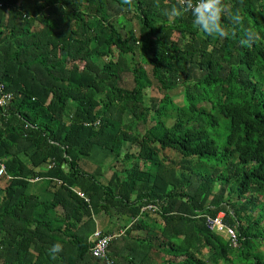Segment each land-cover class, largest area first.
I'll return each mask as SVG.
<instances>
[{"label":"trees","instance_id":"trees-1","mask_svg":"<svg viewBox=\"0 0 264 264\" xmlns=\"http://www.w3.org/2000/svg\"><path fill=\"white\" fill-rule=\"evenodd\" d=\"M1 1L0 264H105L90 208L133 221L114 264H264V0H223V37L168 15L176 0ZM96 148L122 164L111 184L80 168ZM199 211H226L239 247Z\"/></svg>","mask_w":264,"mask_h":264},{"label":"clouds","instance_id":"clouds-1","mask_svg":"<svg viewBox=\"0 0 264 264\" xmlns=\"http://www.w3.org/2000/svg\"><path fill=\"white\" fill-rule=\"evenodd\" d=\"M3 7H4V3H3V5L0 8H3ZM186 11L191 13V15L193 17V23L195 25H197L199 27V29L202 32H204L205 34H207L208 36H214L216 34H219L221 37H223V36H226L228 34L226 32V29H225L224 25L222 24V18H223V15H224L225 11H226L224 6H223V0H180L179 5L177 7L171 8L170 11L168 12V15H170V16H181ZM231 19L233 21L240 22V23H242L244 21V17L242 16V14L239 11H236L235 13H233ZM250 30H252V29H250ZM101 151L108 155V157L106 159L101 161V162L105 161V163L114 154L111 151H109V152H107L105 150H101ZM90 157H93V155L90 156ZM87 158L84 159L83 162H80V168H82V169H84V170H86L88 172H95L101 178L104 179L103 180L104 182H106L105 179H107L108 181H111V179L114 176V172L120 170V166H118L119 160H118V156L117 155H116V161L114 160V161L110 162V164L107 166L105 171L102 170V166L99 165L96 161H94L93 159L89 160ZM86 160L90 164H95V165L88 166V168L91 169V170H88L87 168L82 167V165L85 163ZM39 180L40 179L37 178V179L32 180L31 182H36V181H39ZM53 183L57 187L61 183V181L60 180H55ZM140 183L142 184V182L139 181V185H141ZM136 186H138V185H136ZM73 189L77 192V194L80 197L85 198L87 201H89L88 196L82 190L77 189L75 187ZM137 194H138V191L137 190H133V194H132V197H131L132 201L136 199ZM225 194H227V193H225ZM255 207L257 209L256 205H255ZM161 212H162V210H161V208H160L158 203L145 204L141 208V213L150 214V215H152L154 217L160 216ZM200 213H203V211H199L198 214L195 215V216L196 217H204L205 221L208 223L209 227L215 226L220 233L225 234V236H227L228 239L231 240L232 244L235 247H239L240 241L238 240V237H237V235L235 233V230L225 221V217H226V214H227L226 211H221L218 214H216L215 216H213L211 214H203V215H201ZM123 218H125V219L128 218V220L130 219L129 215H126ZM123 218H121V219H123ZM121 219L117 220L116 223H118ZM129 221H130V223H125V225H127L125 228H123V225L119 224L118 229L116 227L115 229H111L107 233H104V229L99 226L98 222L94 223V231H93L92 236L90 237L91 241L93 242V245L90 247L91 255L94 258L101 260L105 264H114L115 263V259L110 254V250L108 252V255H109L110 259L112 260V263L111 262L108 263L104 258L96 257L93 254L92 247L97 242V241H95V239L93 240V237L95 236V234L97 232L100 233L99 238L107 237V238H110L109 241H113L114 239H118L120 237L127 236L128 235L127 234V230L131 227V225L133 223L132 219H130ZM114 226H115V224H114ZM149 231H150V233H148L147 231H142V232L144 234L146 232L148 233V237H149L148 240L149 241L150 240H156L158 229L155 230V232L153 231V229H150ZM155 233H156V235H155ZM152 235H154V236H152ZM99 238H96V239L98 240ZM142 238H145V236L144 235H143V237L139 236L136 239L138 241H140ZM60 248H61V246L59 244H57V245L54 246V251H59ZM209 263L210 264H218L217 262H211V261H209Z\"/></svg>","mask_w":264,"mask_h":264},{"label":"rangeland","instance_id":"rangeland-1","mask_svg":"<svg viewBox=\"0 0 264 264\" xmlns=\"http://www.w3.org/2000/svg\"><path fill=\"white\" fill-rule=\"evenodd\" d=\"M117 56H118V51H117V49L115 48L114 49V53H113V58H117ZM127 57H128V59L130 60L131 58H133L134 60H137V55H126ZM196 73H199V74H201L199 71H195ZM132 81H133V78L131 77V76H127V78H126V85L127 86H129V87H132ZM149 91L151 92V93H154V88H148V90H147V92L149 93ZM150 95V94H149ZM125 151H126V149H124L123 150V152L122 153H125ZM164 153H166V154H169V155H171L172 157H176V154H175V152L174 151H172V150H166ZM92 155H93V157H88L87 159H93L94 161H96L99 165H101L102 166V170L103 171H105V169L107 168V166L110 164V162H112V161H116V155H112V157L111 158H109V160L105 163V161L104 162H101L102 160H104V159H106L107 157H108V155L107 154H105V153H103L101 150H99V148H96V150L92 153ZM166 161H168V160H166ZM91 165H95V164H90L87 160L85 161V163L82 165V167H84V168H87L88 170H91V169H89L88 168V166H91ZM118 166H120L121 168H122V164L121 163H118ZM109 169V168H108ZM114 170V169H113ZM89 173H91V174H93V175H95L96 176V178H97V180L98 181H101V182H104L103 180V178H101L98 174H96L95 172H89ZM105 181H106V184L108 185V184H111V182L110 181H108L107 179H105ZM31 186H33L34 187V189L35 190H37L38 188H39V185H31ZM33 187L31 188V191H33ZM171 188V187H170ZM40 194L42 195V197L44 198V199H47L48 198V195H49V191H46V192H40ZM226 197H227V194L225 195V200H227L226 199ZM114 211V208H111L108 212H106V211H104V210H102L101 212H96V211H94V209H92V208H90V213H91V215L89 216V218H85L83 221H88L89 219H90V221H91V223H99V226L101 227V228H106V223L104 222V220L103 219H105V218H109L110 219V221H111V219L112 220H118L117 219V213ZM249 213H250V211H249ZM127 214H122V216H126ZM220 215V214H219ZM49 217H51V215L49 214L48 215ZM259 220H262V222H264V206L263 207H261L260 208V219ZM112 223V222H111ZM125 223H130V221L128 220V218L127 219H125V218H123V219H121L120 220V224L121 225H125ZM83 228H85V227H83ZM261 229H262V231H263V226L261 227ZM143 235L145 236V238H147V239H149V237H148V233L146 232L145 234L143 233V232H141V237H143ZM152 236H154V235H152ZM125 236H123V237H120V238H118V239H121V238H124ZM135 237H138V236H135ZM261 251H263V253H264V243L262 244V246H261ZM234 259H236V255L235 254H233L232 256H231V260H234ZM146 262H142L141 261V258L140 257H135L134 258V264H145ZM226 262H225V260L223 259V262H222V264H225ZM173 264H177V262H174ZM220 264V263H219Z\"/></svg>","mask_w":264,"mask_h":264},{"label":"built area","instance_id":"built-area-1","mask_svg":"<svg viewBox=\"0 0 264 264\" xmlns=\"http://www.w3.org/2000/svg\"><path fill=\"white\" fill-rule=\"evenodd\" d=\"M180 2V0H176ZM3 5V3L0 1V7ZM0 106L5 107L6 105L10 104L13 99V94L9 92L4 91V87L0 85ZM0 176H5L8 179L12 178L10 175L7 174V170L5 168V165L0 164ZM97 238H99L100 233L97 232L95 234ZM109 239L107 237L99 238L96 242V244L92 247L93 254L96 257L104 258L108 263H112V260L110 259L108 252H109Z\"/></svg>","mask_w":264,"mask_h":264},{"label":"crops","instance_id":"crops-1","mask_svg":"<svg viewBox=\"0 0 264 264\" xmlns=\"http://www.w3.org/2000/svg\"><path fill=\"white\" fill-rule=\"evenodd\" d=\"M41 182H43V181H36V182H32L31 183V185H39L40 186V191L42 192V191H44V187H42V183ZM54 184V183H53ZM125 186V185H124ZM33 186H31V188H32ZM49 188H51V189H53L52 187H49ZM33 190H35L34 189V187H33ZM46 191H48V190H46ZM122 214H125V213H122ZM122 214H118L117 213V219L119 220V219H121V218H123L124 216H122ZM104 220V222L107 224V226H106V228H108V230L107 231H110L111 229H115L116 227H117V229H118V227H119V224H120V221L118 222V223H116V220H112L111 219V221H110V219L108 218H105V219H103ZM106 221H108V223L106 222ZM112 222V223H111ZM115 224V226H110L109 227V225H114ZM121 225V224H120ZM116 229V230H117ZM128 235H130V234H128ZM133 237V236H132ZM141 237V236H140ZM133 241H136V242H139L136 238H134V240ZM134 260V259H133ZM126 262L125 261H123L121 264H125Z\"/></svg>","mask_w":264,"mask_h":264}]
</instances>
